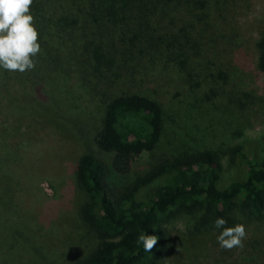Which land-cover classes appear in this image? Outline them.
<instances>
[{
	"label": "trees",
	"instance_id": "trees-1",
	"mask_svg": "<svg viewBox=\"0 0 264 264\" xmlns=\"http://www.w3.org/2000/svg\"><path fill=\"white\" fill-rule=\"evenodd\" d=\"M224 1L211 0L212 12L223 10ZM207 2L32 0L29 11L40 45L39 53L32 59L38 76L35 79L0 71V100H5L10 110H16L17 99H22L25 107L31 104L42 112L62 117L69 98L83 92V97L93 96L88 111L101 109L102 113L95 131L76 125L82 136L93 134L98 153L85 152L73 164L84 194L78 216L96 240L78 259H71L79 253L70 248V258L64 264H181L184 258L175 254L179 233L174 236L168 230L175 220L193 223L206 238L216 230L213 222L217 217L230 223L237 209L257 220L264 219V151L256 155L243 148L235 150L244 174L225 187L220 186L221 167L211 151L191 158L160 159L150 175L140 176L125 190L108 185L114 183L112 175L129 174L137 157L155 150L162 133L163 112L158 99L129 84L127 90H117L108 97L94 95L97 87L118 86L120 80L137 73L166 74L191 86L202 84L204 72L214 76L211 64L209 71L191 65L194 57L203 55L209 42L207 31L196 28L194 17L199 5L202 10ZM180 10L187 14L185 20L178 15ZM259 46L264 69V33ZM144 64L146 73L141 71ZM45 69L50 72L44 74ZM71 78L74 82L69 84ZM42 83L58 96H51L48 105L47 95L38 92ZM13 115L12 120L0 124V254L8 256L0 257V264H22L16 258L20 247L39 250L43 255L37 253L33 260L45 264L49 255L36 231L44 228L49 219L35 216L42 201L27 189L40 174L33 173L32 165L25 163L30 147L18 143L16 111ZM73 115V119L84 118L78 112ZM38 141L45 151L60 153L64 159L58 150L60 140L50 147L45 146L44 137ZM150 184H157L152 196L143 192ZM141 234L157 238L149 252L137 244ZM207 260L202 264H241L219 257L209 263Z\"/></svg>",
	"mask_w": 264,
	"mask_h": 264
},
{
	"label": "rangeland",
	"instance_id": "rangeland-1",
	"mask_svg": "<svg viewBox=\"0 0 264 264\" xmlns=\"http://www.w3.org/2000/svg\"><path fill=\"white\" fill-rule=\"evenodd\" d=\"M207 1L204 9L201 10L199 5L194 17L197 19L196 28L207 31L209 42L203 55L194 57L191 65L209 71L208 66L211 64L214 76L210 77L209 72H204L202 84L191 86L166 74L144 76L137 73V76L120 80L118 86L110 84L97 87L94 95L99 93L100 96L104 94L108 97L117 90L119 93L127 90L126 84H129L158 99L163 112L162 133L155 150L137 157L129 174L112 175L114 183L108 182L110 187L125 190L140 176L150 175L160 159L191 158L204 151H211L218 160L221 167L220 186L225 187L241 179L244 174L238 157L234 155L235 150L243 148L247 153L256 155L264 151V69L260 65L259 46L264 33V0H225L222 5L224 9L214 12L210 7L211 0ZM182 11L178 15L185 20L187 14ZM194 11L197 12V9ZM141 71L146 73L145 64ZM49 72L48 69L43 71L44 74ZM16 73L25 77L38 76L33 69ZM72 80L69 79L68 83H73ZM17 83L18 80L16 87ZM38 90L39 94L47 95V105L52 101L51 96L58 97L44 83ZM90 96L83 97V92H79L76 97L69 98L62 117L42 112L31 104L25 107L22 99H17L16 110H10L6 101L0 100V124L12 120L13 112L16 111L18 143L30 147L25 163L32 165L33 173L40 174L33 186L27 189L42 201L36 207L35 216L49 219L45 220L44 228L36 231L42 237L40 241L44 252L49 255L45 258V264L48 261L51 264H64L70 258L67 254L72 250L70 248L77 249L79 253L71 259L81 258L96 240L78 216L84 194L73 171V164L79 156L85 152L98 153L92 141L93 134L82 136L76 127L84 129L87 126L95 131V127L100 124L101 109L88 111L93 100L92 94ZM65 97L68 99V96ZM74 112L82 114L84 118L73 119ZM40 137L47 140L45 146L60 140L58 150L64 159L59 157L60 153L41 148L38 141ZM156 185L150 184L144 189V194L152 196ZM50 215H53L52 218ZM186 221L179 218L168 226L174 236L179 233L175 254L184 258L181 264H202L205 258L209 263L214 257L232 263L264 264V219L257 220L237 209L233 220L225 226L243 224L246 235L242 247L230 250L218 246L216 236L219 229L205 238L197 232L196 225ZM197 235L199 238L196 239ZM37 253L43 255L39 250L20 247L16 258L22 264H37L33 260ZM62 253L66 259L62 258ZM0 257L8 258L4 253Z\"/></svg>",
	"mask_w": 264,
	"mask_h": 264
},
{
	"label": "clouds",
	"instance_id": "clouds-1",
	"mask_svg": "<svg viewBox=\"0 0 264 264\" xmlns=\"http://www.w3.org/2000/svg\"><path fill=\"white\" fill-rule=\"evenodd\" d=\"M32 0H0V71L20 72L32 70L34 60L40 51L37 42L38 33L33 24V16L29 11ZM227 221L217 217L213 226L219 229L217 244L222 249L242 247L245 237L243 224L226 227ZM155 235L141 234L137 244L149 252L156 244Z\"/></svg>",
	"mask_w": 264,
	"mask_h": 264
}]
</instances>
